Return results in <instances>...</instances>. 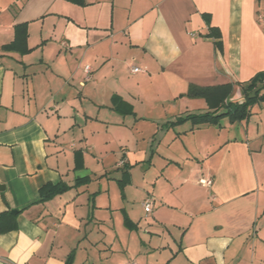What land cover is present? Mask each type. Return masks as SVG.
<instances>
[{
    "label": "crops",
    "instance_id": "obj_1",
    "mask_svg": "<svg viewBox=\"0 0 264 264\" xmlns=\"http://www.w3.org/2000/svg\"><path fill=\"white\" fill-rule=\"evenodd\" d=\"M6 4L0 214L17 227L0 264H264V101L243 121H180L209 110L192 85L264 70V0ZM20 23L26 53L4 47Z\"/></svg>",
    "mask_w": 264,
    "mask_h": 264
},
{
    "label": "trees",
    "instance_id": "obj_2",
    "mask_svg": "<svg viewBox=\"0 0 264 264\" xmlns=\"http://www.w3.org/2000/svg\"><path fill=\"white\" fill-rule=\"evenodd\" d=\"M70 2L85 5L86 0H68ZM209 36L220 37V31L218 28L210 27ZM28 27L27 23L16 24L15 26V38L14 40L4 46L6 49L16 50L20 53H26L30 51L28 46ZM217 44L221 46V41H217ZM259 85H263V88L257 92L254 98H250L249 94ZM237 87L240 88L244 100L233 101L230 98L235 92ZM189 96L203 97L207 100L209 110L202 113L188 114L182 120L191 119L194 123H219L222 117H228L231 122L243 121L249 119L251 116L252 106L259 102L264 101V70L257 73L254 77L246 82L237 83H225L215 86H198L192 85L188 91ZM51 191L45 198L51 197L55 193H60L68 189V186L64 182H60L55 185H48ZM46 188V187H45ZM16 215L12 211H6L0 214V232L8 231L17 227L15 222ZM70 260L66 262L69 264Z\"/></svg>",
    "mask_w": 264,
    "mask_h": 264
},
{
    "label": "built area",
    "instance_id": "obj_3",
    "mask_svg": "<svg viewBox=\"0 0 264 264\" xmlns=\"http://www.w3.org/2000/svg\"><path fill=\"white\" fill-rule=\"evenodd\" d=\"M85 68H86V71L89 73V72H90V66L87 65ZM139 70H141V69H140L139 67H137V66H135V67L133 68V71H134V72H137V71H139ZM203 182H204L205 184H207V185H211L213 181H212V179H206V180H203ZM144 207H145V210H146L147 212L152 211L153 202H152V198H151V197L145 199V201H144ZM128 264H129V263H128ZM130 264H138V263L134 262V263H130Z\"/></svg>",
    "mask_w": 264,
    "mask_h": 264
},
{
    "label": "rangeland",
    "instance_id": "obj_4",
    "mask_svg": "<svg viewBox=\"0 0 264 264\" xmlns=\"http://www.w3.org/2000/svg\"><path fill=\"white\" fill-rule=\"evenodd\" d=\"M7 1L8 0H0V7H3V8H7ZM2 10V14L0 15V20H7V15H6V13H5V11H4V9H1Z\"/></svg>",
    "mask_w": 264,
    "mask_h": 264
},
{
    "label": "water",
    "instance_id": "obj_5",
    "mask_svg": "<svg viewBox=\"0 0 264 264\" xmlns=\"http://www.w3.org/2000/svg\"><path fill=\"white\" fill-rule=\"evenodd\" d=\"M263 88V85H259L258 87H256L249 95L250 98H254L257 94V92H259L261 89ZM17 210H14L13 212L15 213Z\"/></svg>",
    "mask_w": 264,
    "mask_h": 264
}]
</instances>
